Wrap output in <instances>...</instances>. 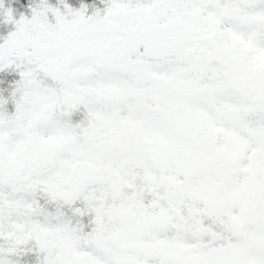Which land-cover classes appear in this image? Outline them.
<instances>
[{
    "label": "snow or ice",
    "instance_id": "6c2138e0",
    "mask_svg": "<svg viewBox=\"0 0 264 264\" xmlns=\"http://www.w3.org/2000/svg\"><path fill=\"white\" fill-rule=\"evenodd\" d=\"M61 3L0 9V264H264V0Z\"/></svg>",
    "mask_w": 264,
    "mask_h": 264
},
{
    "label": "rangeland",
    "instance_id": "374dc122",
    "mask_svg": "<svg viewBox=\"0 0 264 264\" xmlns=\"http://www.w3.org/2000/svg\"><path fill=\"white\" fill-rule=\"evenodd\" d=\"M28 3V8L22 7L19 8L20 5L16 3V0H0V9L7 10L11 9L13 20H18L22 16L30 18L32 15L33 8L37 7L40 3V0H25ZM64 2L72 5L75 8H79L82 4L86 5V14L90 15L99 8L101 12L106 7V0H64ZM47 3L59 7L63 10V3L61 0H47ZM15 6V7H14ZM14 7V8H13ZM49 19L54 21V17L51 13H49ZM4 16L0 15V23L7 22ZM11 22V21H10ZM10 23L3 24L4 34L0 36V42L2 39L6 37L11 31L15 30L16 25L11 22L12 26L7 25ZM19 79V70L17 69H5L0 71V85H3L2 96L7 99V103L4 105V108L9 112H13L15 110V105L13 101L9 98L10 94L15 87V81ZM86 230H87V218H84ZM42 257V253H39L35 249L24 251L19 256H13L12 259L18 261V264H38L39 259Z\"/></svg>",
    "mask_w": 264,
    "mask_h": 264
},
{
    "label": "trees",
    "instance_id": "16d2710c",
    "mask_svg": "<svg viewBox=\"0 0 264 264\" xmlns=\"http://www.w3.org/2000/svg\"><path fill=\"white\" fill-rule=\"evenodd\" d=\"M16 3H18V5H20V6H22V7H26V8H28V3H26L25 2V0H16ZM15 7V6H14ZM13 7V8H14ZM4 23H10V24H7V25H10V26H12V24H11V22H9V21H7V22H3V23H0V36L2 35V34H4V30H3V24ZM1 41V40H0Z\"/></svg>",
    "mask_w": 264,
    "mask_h": 264
}]
</instances>
